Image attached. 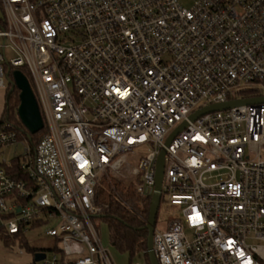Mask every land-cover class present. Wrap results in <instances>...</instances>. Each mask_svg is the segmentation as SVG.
<instances>
[{
    "label": "built area",
    "instance_id": "1",
    "mask_svg": "<svg viewBox=\"0 0 264 264\" xmlns=\"http://www.w3.org/2000/svg\"><path fill=\"white\" fill-rule=\"evenodd\" d=\"M188 1L0 0V87L26 69L45 130L33 151L0 120V242L48 226L36 264H115L97 189L129 179L151 200L165 150L158 263L264 264V104L190 120L264 97V0Z\"/></svg>",
    "mask_w": 264,
    "mask_h": 264
},
{
    "label": "trees",
    "instance_id": "2",
    "mask_svg": "<svg viewBox=\"0 0 264 264\" xmlns=\"http://www.w3.org/2000/svg\"><path fill=\"white\" fill-rule=\"evenodd\" d=\"M19 71L27 77L33 89L29 72L24 68H19ZM10 75L12 77L13 71ZM242 95L243 97L255 98L262 96V92L255 89L244 92ZM19 105V90L17 88L12 89V86H9L6 89L4 109L0 120L13 123L21 131L22 139L27 140L28 145L34 151L43 138L45 130L30 136L18 118L17 110ZM96 202L97 204H104L110 207L109 213L104 215L100 219V222L102 227H107L109 231L111 245L119 253L126 254L130 257L129 264H135L134 259L137 257L142 258L145 264H150L146 224L149 217L151 200H143L140 198L136 192L134 181L125 183L121 180L116 181V179H113L112 184H109L107 180H102L101 185L97 189ZM170 218L172 219L173 217ZM171 219L168 220L170 221ZM14 241H19L20 245L29 250L33 255L40 251L32 249L24 236H16L13 239H8L5 243ZM32 264H36L35 261Z\"/></svg>",
    "mask_w": 264,
    "mask_h": 264
},
{
    "label": "water",
    "instance_id": "3",
    "mask_svg": "<svg viewBox=\"0 0 264 264\" xmlns=\"http://www.w3.org/2000/svg\"><path fill=\"white\" fill-rule=\"evenodd\" d=\"M0 18H3V14L0 8ZM9 77V76H8ZM12 83V89L17 88L20 92V105L17 110V115L23 126L28 131L29 135H36L44 128L43 118L39 109V105L35 96V93L31 87V84L27 77L19 70L13 73V80H9ZM252 104H264V97L255 99H245V100H235L224 104H216L208 106L197 111L190 118L191 121H195L199 117L204 115L231 110L236 107ZM187 123L182 124L169 138L166 146L168 147L173 139L186 128ZM165 155L166 152L163 150L157 161L156 168V184L155 192L151 199L149 217L146 224V229L148 230L147 246H148V256L150 264H159L154 251V233L156 229L157 217L162 200L163 191V180H164V166H165ZM45 259V254L37 253L34 256L35 262H40Z\"/></svg>",
    "mask_w": 264,
    "mask_h": 264
},
{
    "label": "rangeland",
    "instance_id": "4",
    "mask_svg": "<svg viewBox=\"0 0 264 264\" xmlns=\"http://www.w3.org/2000/svg\"><path fill=\"white\" fill-rule=\"evenodd\" d=\"M181 4L185 8H190L191 3L188 0H181ZM8 85V84H7ZM6 89L0 87V114H2V110L4 108V98H5ZM1 116V115H0ZM1 118V117H0ZM24 151V147L22 145L14 146L13 148H10V150L7 151V153L4 155V158L8 161L12 160L14 156L21 155ZM145 151L142 150V152L139 153V155L144 154ZM261 156L264 159V150L261 152ZM121 180L125 183L131 182L129 179H116ZM161 206L159 209V215L156 225L157 231H165L167 229V224L169 222L168 219H171L170 217H173L174 215V208H170L166 205L164 200L161 201ZM49 227H45L43 229L39 230H31L28 234H26V239L28 241V244L32 249L42 250L49 252L51 248L54 246V241L50 239L48 236H46L47 229ZM102 235H103V245L109 249L110 254L112 255V258L114 263L118 264H129L130 263V257L126 254L119 253L110 242V235L107 227H102ZM22 252V254L20 253ZM34 261V255L27 250L26 248L22 247L20 245L19 241H14L10 243L0 242V264H32ZM135 264H145V261L142 258H135L134 259Z\"/></svg>",
    "mask_w": 264,
    "mask_h": 264
},
{
    "label": "crops",
    "instance_id": "5",
    "mask_svg": "<svg viewBox=\"0 0 264 264\" xmlns=\"http://www.w3.org/2000/svg\"><path fill=\"white\" fill-rule=\"evenodd\" d=\"M4 100H5V98H4ZM4 103H5V102H4ZM3 109H4V108H3ZM2 113H3V110H2ZM0 115L2 116V114H0ZM1 116H0V117H1ZM111 257H112V255H111ZM112 259H113V258H112ZM113 261H115V260H113ZM115 264H118V263L115 262Z\"/></svg>",
    "mask_w": 264,
    "mask_h": 264
},
{
    "label": "flooded vegetation",
    "instance_id": "6",
    "mask_svg": "<svg viewBox=\"0 0 264 264\" xmlns=\"http://www.w3.org/2000/svg\"><path fill=\"white\" fill-rule=\"evenodd\" d=\"M7 84H9V83H7Z\"/></svg>",
    "mask_w": 264,
    "mask_h": 264
}]
</instances>
